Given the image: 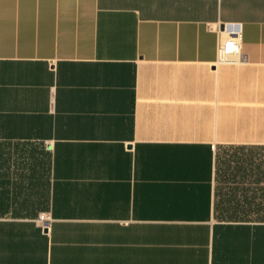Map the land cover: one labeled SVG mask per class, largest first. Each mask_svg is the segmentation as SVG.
<instances>
[{"label": "crops", "instance_id": "obj_1", "mask_svg": "<svg viewBox=\"0 0 264 264\" xmlns=\"http://www.w3.org/2000/svg\"><path fill=\"white\" fill-rule=\"evenodd\" d=\"M0 264H264V0H0Z\"/></svg>", "mask_w": 264, "mask_h": 264}, {"label": "built area", "instance_id": "obj_2", "mask_svg": "<svg viewBox=\"0 0 264 264\" xmlns=\"http://www.w3.org/2000/svg\"><path fill=\"white\" fill-rule=\"evenodd\" d=\"M210 31L217 35V64H244L247 56L241 50V27L235 23L209 25ZM40 227L47 231L50 219L45 214L38 216Z\"/></svg>", "mask_w": 264, "mask_h": 264}, {"label": "rangeland", "instance_id": "obj_3", "mask_svg": "<svg viewBox=\"0 0 264 264\" xmlns=\"http://www.w3.org/2000/svg\"><path fill=\"white\" fill-rule=\"evenodd\" d=\"M234 150L233 149H229V148H223L220 152H217V156H216V175H215V190H216V195H218V176H219V161H220V157L227 154V156L229 158H231V156H234ZM219 210V209H218ZM220 212L218 211L216 213V216H219Z\"/></svg>", "mask_w": 264, "mask_h": 264}]
</instances>
